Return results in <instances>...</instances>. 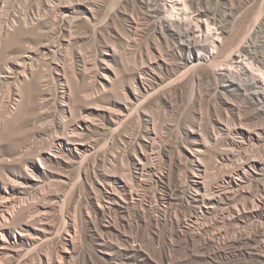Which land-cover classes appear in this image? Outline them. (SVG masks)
Segmentation results:
<instances>
[{
    "label": "rangeland",
    "instance_id": "1",
    "mask_svg": "<svg viewBox=\"0 0 264 264\" xmlns=\"http://www.w3.org/2000/svg\"><path fill=\"white\" fill-rule=\"evenodd\" d=\"M233 50L264 70V0H0V264H264V80L235 89Z\"/></svg>",
    "mask_w": 264,
    "mask_h": 264
},
{
    "label": "bare ground",
    "instance_id": "2",
    "mask_svg": "<svg viewBox=\"0 0 264 264\" xmlns=\"http://www.w3.org/2000/svg\"><path fill=\"white\" fill-rule=\"evenodd\" d=\"M173 2V1H172ZM184 2V1H183ZM186 2V1H185ZM179 4H181V3H179ZM159 5V4H158ZM161 5V4H160ZM167 4H164V5H161L162 6V8H161V11L163 12V13H166L165 12V7L167 8V7H169V6H166ZM179 6V5H178ZM185 7V6H184ZM159 8V7H158ZM173 8H177V5H176V1H174L171 5H170V7H169V9L171 10V15H165L166 16V18H165V23H163L164 24V27L165 28H167V29H169L170 30V32L171 31H173V33L174 34H176L177 33V31H176V29H175V21L173 20V16H175L176 14H175V12L172 10ZM181 8V7H180ZM153 10V9H152ZM156 10H157V8H156ZM176 10V9H175ZM154 11V10H153ZM167 11V10H166ZM178 12V11H177ZM180 12V11H179ZM184 13H185V9H184V11H183ZM186 14V13H185ZM189 14V13H188ZM187 14V15H188ZM164 16V17H165ZM182 16V15H181ZM163 17V16H162ZM194 17V16H193ZM192 17V18H193ZM203 19V18H202ZM176 20V19H175ZM192 20V19H191ZM198 20V19H197ZM200 20V19H199ZM188 21V20H187ZM193 21V20H192ZM192 21H191V23H192ZM198 22V21H197ZM204 22V21H203ZM178 23V22H177ZM201 23V22H200ZM195 25V24H194ZM197 25H198V23H197ZM197 25H195V26H197ZM211 24H207L206 26H207V30H206V32H207V34H209L210 36H211V34H210V32L212 31V28L213 27H211L210 26ZM192 26H193V24H192ZM202 26H204V25H202ZM205 26V27H206ZM198 27V26H197ZM162 28V27H161ZM160 28V29H161ZM195 28V27H194ZM215 29V28H214ZM199 30V29H198ZM246 30V29H245ZM163 31V30H162ZM196 31V30H195ZM203 31H205V30H203ZM202 31V32H203ZM194 32V31H193ZM247 32V31H246ZM172 33V32H171ZM198 33V32H197ZM214 33V32H213ZM178 34V33H177ZM204 35H205V33H204ZM178 36H179V38H182V40H183V43L182 44H188V45H191V46H195V45H197L196 43L198 42V41H196V40H194V34H193V37H191L190 35H188V33L187 32H180L179 34H178ZM177 37V36H176ZM197 38H198V36H197ZM204 38V37H203ZM240 38V37H239ZM200 39V38H199ZM198 39V40H199ZM202 39V38H201ZM204 40V39H203ZM214 40V39H213ZM213 42V41H212ZM240 43H241V41H240ZM240 43L238 44L237 43V45H240ZM200 44V43H199ZM201 44H202V42H201ZM206 45V44H205ZM198 46V45H197ZM214 46V45H213ZM241 46H245L244 45V42H243V44H241ZM200 47V46H199ZM198 47V48H199ZM197 48V47H196ZM195 48V49H196ZM201 49H203V48H201ZM237 49V48H236ZM236 51H238V52H236ZM241 51V50H240ZM239 50H233V51H231L229 54H228V58H231L232 56L234 57V55L235 54H237V57L235 58V60H234V62H233V64H231L232 66H234V68H236L237 67V69H239V68H243V69H245V68H247V66L248 65H250V66H248V67H250L249 69L250 70H252L251 71V75H253L252 76V78L251 77H249V80H247V82H245V83H241V86H240V82H238L237 81V79L235 78H233V79H231L232 81H233V84H234V86H235V89H239L241 92H244L245 94H256V95H258V94H260V93H262V95H264V90H261L260 91V93H259V91L257 90V88L258 87H260L261 88V85H263V80H264V70L261 68V67H259L258 65H256L255 64V61H252L251 59V57L250 56H247V55H244L243 53H241ZM214 52V51H213ZM246 54V53H245ZM163 56V55H162ZM159 57V56H158ZM191 58V57H190ZM202 58H203V56L202 55H195L194 57H193V59L191 58L190 59V61L189 62H191V63H193L192 65L193 66H197L198 64H201V62H202ZM159 59V58H158ZM163 59V58H162ZM156 60V59H155ZM154 60V62H156ZM154 62H153V64H152V61L150 62V64H152V65H154ZM157 64H158V61H157ZM229 65V64H228ZM227 65V67H229V69L232 67L231 65H229L228 66ZM62 66V65H61ZM231 66V67H230ZM57 67V66H56ZM226 67V68H227ZM60 68V67H59ZM58 68V69H59ZM57 69V70H58ZM233 69V68H232ZM246 71H244L245 73L248 71L249 72V70H247V69H245ZM12 71V70H11ZM227 71H228V68H227ZM234 71V70H233ZM232 71V72H233ZM236 71V70H235ZM238 71V70H237ZM242 71V70H241ZM8 72V71H7ZM58 72H61V70L59 71L58 70ZM229 73V72H228ZM238 73V72H237ZM12 74V73H11ZM23 75V74H22ZM235 75H236V73H235ZM239 75V74H238ZM250 74H246V76L248 77ZM9 76V75H8ZM27 76V75H26ZM226 76V75H225ZM240 76V75H239ZM2 78V80L0 79V81L1 82H3L4 81V79L6 80V79H8V77H7V75H2L1 76ZM232 77H234V74H233V76ZM236 77V76H235ZM15 78H17V76L15 77ZM14 78V79H15ZM18 78H20V77H18ZM17 78V79H18ZM108 78V77H107ZM106 78V79H107ZM230 78V77H229ZM228 78V79H229ZM16 80V79H15ZM242 80V79H241ZM244 80V79H243ZM47 81V80H46ZM48 82V81H47ZM244 82V81H243ZM36 83H34L33 82V84L31 83L30 85V89L32 90V88L33 87H36V86H34ZM48 84V83H47ZM63 84V83H62ZM241 87V88H240ZM260 88H258V89H260ZM30 90V91H31ZM48 92V91H47ZM46 92V93H47ZM34 93V92H33ZM31 94V93H30ZM42 95H43V97H45L44 95H45V93H43V90H42ZM47 98H48V96H47ZM223 128V127H222ZM224 128H227V126H225ZM227 129H229V128H227ZM223 130H225V129H223ZM230 130V129H229ZM229 130L227 131V132H229ZM74 133H75V131H74ZM77 133V132H76ZM223 133V132H222ZM230 133V132H229ZM228 133V134H229ZM72 134V133H71ZM70 134V135H71ZM226 133H224V135H225ZM227 134V135H228ZM75 135V134H74ZM77 135V134H76ZM79 135V134H78ZM230 135V134H229ZM75 137V136H74ZM236 137V136H235ZM231 138H233V137H231ZM77 139V138H76ZM74 140V139H73ZM240 139H237V137L236 138H234L233 139V142H234V144H237V145H241L238 141H239ZM78 141H79V139H78ZM230 141H232V140H230ZM76 142V141H75ZM81 143V142H80ZM231 146H233L232 144H231ZM57 148V147H56ZM233 148V147H232ZM51 150H53V148L51 149ZM60 150V149H59ZM82 150V149H81ZM55 152V151H54ZM54 154V153H53ZM61 153H59V155H60ZM55 155V154H54ZM56 156V155H55ZM242 156V155H241ZM239 157H240V155H239ZM238 157V158H239ZM252 158V157H251ZM252 161H255V159H252ZM264 161V160H263ZM262 161V162H263ZM42 163V162H41ZM43 163H44V160H43ZM264 163V162H263ZM45 165V164H44ZM248 165V164H247ZM247 165H246V163L245 164H243V167L245 166V169H246V167H247ZM140 167V166H139ZM141 168V167H140ZM202 188V186H197V189H201ZM206 195H208V193L206 192ZM262 201V200H261ZM208 203H210V204H212L211 203V201L210 202H208ZM259 206H262V204L261 205H259ZM259 206H257V207H259ZM260 208V207H259ZM9 212V211H8ZM6 215V214H5Z\"/></svg>",
    "mask_w": 264,
    "mask_h": 264
}]
</instances>
